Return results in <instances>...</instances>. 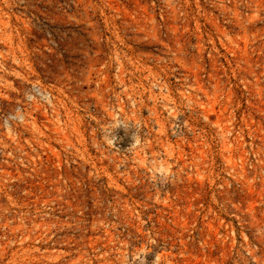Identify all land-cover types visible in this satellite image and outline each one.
I'll return each mask as SVG.
<instances>
[{
  "label": "rangeland",
  "instance_id": "1",
  "mask_svg": "<svg viewBox=\"0 0 264 264\" xmlns=\"http://www.w3.org/2000/svg\"><path fill=\"white\" fill-rule=\"evenodd\" d=\"M0 264H264V0H0Z\"/></svg>",
  "mask_w": 264,
  "mask_h": 264
},
{
  "label": "clouds",
  "instance_id": "2",
  "mask_svg": "<svg viewBox=\"0 0 264 264\" xmlns=\"http://www.w3.org/2000/svg\"><path fill=\"white\" fill-rule=\"evenodd\" d=\"M115 126V125H114ZM107 143L110 145L114 143L113 139H108ZM139 143V141H137ZM154 177L162 180L170 179V173L167 167L163 166L162 162L156 163L153 168Z\"/></svg>",
  "mask_w": 264,
  "mask_h": 264
}]
</instances>
